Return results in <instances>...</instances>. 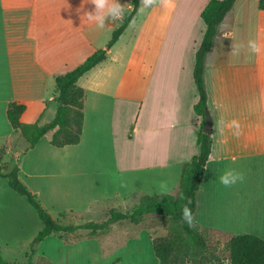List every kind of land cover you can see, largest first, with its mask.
<instances>
[{
	"label": "crops",
	"instance_id": "obj_1",
	"mask_svg": "<svg viewBox=\"0 0 264 264\" xmlns=\"http://www.w3.org/2000/svg\"><path fill=\"white\" fill-rule=\"evenodd\" d=\"M119 2L131 8V0ZM208 2L171 0L168 6L139 7L107 57L78 80L86 92L81 141L56 147L47 134L22 155L29 143L8 119L9 102L26 105L21 115L25 123L51 121L57 108L56 76L106 47L122 20L106 19V27L98 28L86 15L94 10L90 0H0V144L6 147L4 161L10 170L22 155L20 178L54 219L84 217L94 211L106 215L111 209L130 212L143 195H160L161 182H166L167 193L177 192L183 163L200 151L197 135L202 117L194 111L199 99L194 67L206 31L201 13ZM262 11L258 0H236L218 25L206 56L208 110L215 137L211 155L215 159L207 163L193 217L199 225L228 236H264L263 200L255 208L250 170L245 168L253 161L260 165L259 173L261 167L264 170V147L258 146L259 139L251 138L248 122L251 112L263 105L264 80L259 78V59L252 61L243 51L239 57L231 54L233 43L249 40L252 14L254 22L263 26ZM217 105L222 107L218 110ZM221 117L239 122V137L227 128L224 137L219 135ZM224 138L226 143L221 142ZM251 145L258 149L246 151ZM228 168L243 173V182L223 186L219 177ZM35 211L0 175V246L32 242L43 227ZM113 224L92 236L103 234L108 239ZM130 229L126 234L135 239L109 242L108 251L126 244L121 252L129 253L132 246L131 253L120 256L119 264H155L154 256L143 254L138 247L139 243L142 247L152 243L148 230ZM51 237L58 236L46 237L38 248L54 264H111L117 257H106L103 251L73 261L58 259L46 250ZM57 239L59 250L67 246L64 238ZM56 254L60 256V252Z\"/></svg>",
	"mask_w": 264,
	"mask_h": 264
},
{
	"label": "trees",
	"instance_id": "obj_2",
	"mask_svg": "<svg viewBox=\"0 0 264 264\" xmlns=\"http://www.w3.org/2000/svg\"><path fill=\"white\" fill-rule=\"evenodd\" d=\"M235 1L209 0L201 13L206 23V31L196 51L194 67V79L199 94V99L194 105V111L202 117L197 135L200 151L189 161L183 163L179 187L175 194H145L132 211L122 212L111 209L109 217L102 222L87 221L82 224H62L54 219L37 198V195L20 178L19 163L21 156L35 147L43 136L50 134V143L56 147L78 144L81 141L86 92L78 84V80L107 57L108 50L118 41L129 23L137 16L140 0H131L130 10L126 12L122 23L114 29L106 47L96 50L73 69L56 76L57 95L55 101L57 108L55 117L51 121L45 124H40L38 121L25 123L21 120V115L26 110V105L18 101L9 102L7 107L8 119L14 130L20 132L29 145L10 170L7 169V163L4 161L6 147L0 148V175L8 180V184L13 190L28 199L37 210L43 227L32 241L30 253L25 261H11L0 254V264H38L33 260L37 253V244L50 235L64 238L70 234L80 233L81 230H87L93 235L105 231L112 223L118 221L129 220L139 224L149 214H155L170 221V229L166 235L154 236L149 233L158 264H264V236L253 233L229 236L225 243L229 254L226 262H224L221 255L210 250L209 231L213 229L203 227L196 221L195 227H189L181 219V208L188 200L192 202L189 205L192 214L196 210V195L204 177L209 161L208 157L212 151V131L210 133L204 131L206 113L209 112L205 79L206 56L218 33V25L232 9ZM258 2L260 9L264 10V0H258ZM181 196L184 199H181ZM75 238L78 239L79 236Z\"/></svg>",
	"mask_w": 264,
	"mask_h": 264
},
{
	"label": "rangeland",
	"instance_id": "obj_3",
	"mask_svg": "<svg viewBox=\"0 0 264 264\" xmlns=\"http://www.w3.org/2000/svg\"><path fill=\"white\" fill-rule=\"evenodd\" d=\"M254 12H251V14ZM250 14V15H251ZM262 14L264 17V11H262ZM251 17H254V14L251 15ZM253 18H251L250 25H249V39H254L256 40L260 45H261V52L259 54H252L250 55L251 60L253 61L254 58L259 59L258 60V73H259V78L261 80H264V24L259 27V24H256L254 22ZM264 18H262V21ZM251 118H250V127H251V138L252 139H259L260 143L258 144L261 149L264 147V100H263V105L261 107V110L253 111L251 112ZM256 113V114H255ZM258 146H253L247 147L246 151H255L258 149ZM2 147V144H0V148ZM260 166V165H259ZM257 164L252 161V163H249L246 165V169L250 170V191L252 192V201L253 204L256 208V202L259 203V200L262 202L263 200V212H264V170L261 167V173L260 168ZM256 167V168H255ZM257 171L256 175L253 173V171ZM258 177L257 180L255 177ZM246 179V176H245ZM175 194V193H174ZM261 202L259 205L261 206ZM135 207V206H134ZM133 207V208H134ZM133 210V209H132ZM131 210V211H132ZM37 214V212L35 211ZM110 215V210H107L106 215H104L101 211H94L88 214H85L84 217H78L77 218H68L67 220H58L62 224H82L87 221H96V222H102L106 220ZM38 216V215H37ZM39 220V216L37 217ZM114 227L109 229L108 233V239L104 237V235H98L97 237L92 236L89 231L87 230H81L80 233L77 232L73 235H67L64 237V242L66 243L67 246H62V250H59L58 244H57V238L56 237H51L46 241V250L52 255H54L58 259H65V260H72L80 255L86 254V255H102L104 251V255L107 257L110 255H117V257L111 262V264H119V257L122 255H129L132 250V246L129 247V253L121 252V247L126 245L123 244L122 246L116 247L108 251L111 247L109 245V242L111 243H116L120 242L122 240H125L123 243H126L128 240L131 241L135 238L128 236L126 234L130 233L132 229L131 227L137 226L139 231L141 229H146L148 230L149 233H151L154 236H159V235H166L169 232L170 229V221L167 218H163L161 216L155 215V214H149L145 216L144 221H142L139 224L132 223L129 220H123V221H118L114 222L113 224ZM116 228V229H115ZM115 229V230H114ZM36 236V235H35ZM34 236V237H35ZM76 239L75 237H78ZM74 237V238H73ZM151 238V236H150ZM229 238L228 234L218 231V230H210L209 231V244H210V250H212L214 253L217 255H221L222 259L224 262H226L227 257H228V250L226 248V241ZM99 241L102 242L99 243ZM106 241V243H105ZM152 241V238H151ZM62 242V241H61ZM151 243V242H150ZM31 244L32 242L26 241L22 245L20 244H13L14 246H0V254L3 255L4 258L8 260H15V261H25L27 259L28 254L30 253L31 249ZM101 244V245H100ZM106 244V245H105ZM102 246V247H101ZM139 249L143 248V254L145 255H153L155 264H158V260L156 258V255L153 251L152 243L149 245V247L145 246L142 247L141 243L138 244ZM40 249L42 251V247L38 248L37 244V254L34 256L33 260L34 262L38 264H54L51 263L49 258H45L42 256ZM120 250V251H118ZM108 251V252H107ZM56 252H60V256L56 254ZM153 252V253H152ZM104 264H110V263H104ZM123 264H130L128 262H125ZM145 264H151L149 261L148 263Z\"/></svg>",
	"mask_w": 264,
	"mask_h": 264
},
{
	"label": "clouds",
	"instance_id": "obj_4",
	"mask_svg": "<svg viewBox=\"0 0 264 264\" xmlns=\"http://www.w3.org/2000/svg\"><path fill=\"white\" fill-rule=\"evenodd\" d=\"M94 5V10L86 13L89 21L95 22L98 28L104 29L106 27V19L110 21L122 20L126 14V9L119 0H90ZM161 3L164 6H168L171 3V0H140L141 9L151 8L153 5ZM244 52L246 58L252 54H259L261 52V45L254 39H249L246 44L233 43L231 54L232 56L239 57L241 52ZM222 107L217 105V109ZM225 128L232 131L233 136L239 137L240 135V125L236 120L225 121L223 117L217 122V132L221 137H224ZM215 137H213L214 139ZM222 143H226V138L221 140ZM215 157L209 155V162L213 161ZM220 183L225 187H231L238 182H243L244 174L235 171L234 169L228 168L223 174L219 177ZM168 191L166 182H161L158 194L164 195ZM181 199H184L181 196ZM191 200H188L181 208V219L189 226L195 227V220L192 214V209L189 207Z\"/></svg>",
	"mask_w": 264,
	"mask_h": 264
},
{
	"label": "water",
	"instance_id": "obj_5",
	"mask_svg": "<svg viewBox=\"0 0 264 264\" xmlns=\"http://www.w3.org/2000/svg\"><path fill=\"white\" fill-rule=\"evenodd\" d=\"M212 125H213L212 116H211L210 112H207L206 113V123H205L204 131L207 132V133H210L212 131Z\"/></svg>",
	"mask_w": 264,
	"mask_h": 264
}]
</instances>
